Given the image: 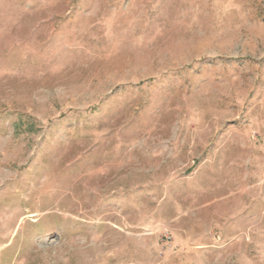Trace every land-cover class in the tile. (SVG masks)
I'll return each instance as SVG.
<instances>
[{"label":"rangeland","instance_id":"obj_1","mask_svg":"<svg viewBox=\"0 0 264 264\" xmlns=\"http://www.w3.org/2000/svg\"><path fill=\"white\" fill-rule=\"evenodd\" d=\"M0 264H264V0H0Z\"/></svg>","mask_w":264,"mask_h":264}]
</instances>
